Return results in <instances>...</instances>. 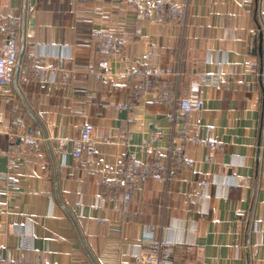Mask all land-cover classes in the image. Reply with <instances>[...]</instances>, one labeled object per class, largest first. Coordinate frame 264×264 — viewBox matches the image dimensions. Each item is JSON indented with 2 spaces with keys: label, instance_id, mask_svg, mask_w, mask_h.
I'll return each instance as SVG.
<instances>
[{
  "label": "crops",
  "instance_id": "obj_1",
  "mask_svg": "<svg viewBox=\"0 0 264 264\" xmlns=\"http://www.w3.org/2000/svg\"><path fill=\"white\" fill-rule=\"evenodd\" d=\"M140 7L0 0V45L11 27L19 44L13 81L0 87V171L17 120L54 138L75 137L89 122L98 139L94 156L81 159L39 141L11 171L14 184L0 177V264H124L148 226L173 241L172 264H264V82L256 74L264 0H188L183 25L137 17ZM108 32L128 35L118 59L100 47ZM104 57L109 70L96 78L89 69ZM39 65L54 74L35 76ZM129 65L154 67L156 81L172 88L190 72L218 75L217 87L201 86L187 132L223 145L208 158L206 145L186 144L193 165L171 162L170 180L148 179L115 209L97 196L112 193L127 155L145 159L137 145L154 133L163 152L181 129L171 128L166 104L132 96ZM125 102L129 108L116 107Z\"/></svg>",
  "mask_w": 264,
  "mask_h": 264
},
{
  "label": "built area",
  "instance_id": "obj_2",
  "mask_svg": "<svg viewBox=\"0 0 264 264\" xmlns=\"http://www.w3.org/2000/svg\"><path fill=\"white\" fill-rule=\"evenodd\" d=\"M139 7L137 17H152L161 25H183L185 23L188 0H127ZM259 30L262 35L263 46L260 56V66L256 74L264 82V28ZM254 31V29H251ZM126 33L108 32L100 39V47L113 58L122 56L123 46L127 43ZM148 53L146 56L148 57ZM19 56V44L17 42V31L14 27L7 30L4 41L0 45V87H6L12 83ZM251 66V64H248ZM129 71L134 76L132 96L141 99L146 94L166 104L168 110L166 117L171 122V128L181 129L177 134L171 136L170 143L159 152V146L154 144L158 134L154 133L149 139H142L137 145L140 152L146 155L145 159H139L134 151H131L122 167V172L117 181L110 182L114 186L112 193L98 195V204L104 206L107 201L112 203L115 209H122L131 200L132 194L140 185L148 179L167 182L171 179L170 163L173 165L191 166L194 161L186 152V144L202 143L210 152L221 148L223 143L219 140L206 137H195L187 132V119L190 114L202 107L200 88L203 84L217 87L219 85L218 75L214 73L190 72L187 79L179 87H170L165 81L157 82L155 77L157 71L149 65H129ZM51 69L45 65H39L33 70L35 76H41L45 71ZM109 70V58H101L89 71L100 78ZM54 74V69L51 74ZM23 82L29 80L26 73L20 75ZM8 101V99H5ZM117 108H129V103L116 105ZM15 109V108H14ZM11 139L7 148L1 152L6 158V170L0 171V177L9 184H14L15 178L11 171L20 163L31 147L39 141H55L57 151L62 157L70 152L76 158H92L96 152L95 127L92 123L85 122L81 125L79 134L75 137L54 138L45 133L39 126H27L20 120L16 121L13 129L7 132ZM102 141L109 142V137ZM199 187H205L206 182L197 180ZM223 188V186H222ZM201 198L208 197L206 193L199 195ZM257 228V224H254ZM142 246H139L132 253V261L124 264H172L171 253L173 241L166 237H157L153 226L146 227L142 239Z\"/></svg>",
  "mask_w": 264,
  "mask_h": 264
},
{
  "label": "water",
  "instance_id": "obj_3",
  "mask_svg": "<svg viewBox=\"0 0 264 264\" xmlns=\"http://www.w3.org/2000/svg\"><path fill=\"white\" fill-rule=\"evenodd\" d=\"M90 257L93 258L91 254H90ZM94 263L97 264L95 261H94Z\"/></svg>",
  "mask_w": 264,
  "mask_h": 264
}]
</instances>
